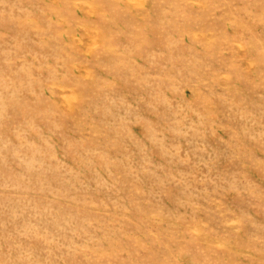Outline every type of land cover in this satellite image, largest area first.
<instances>
[{
	"label": "rangeland",
	"instance_id": "1",
	"mask_svg": "<svg viewBox=\"0 0 264 264\" xmlns=\"http://www.w3.org/2000/svg\"><path fill=\"white\" fill-rule=\"evenodd\" d=\"M0 264H264V0H0Z\"/></svg>",
	"mask_w": 264,
	"mask_h": 264
}]
</instances>
